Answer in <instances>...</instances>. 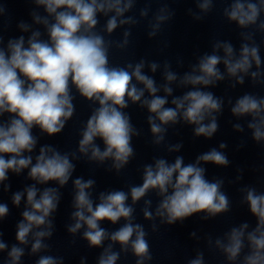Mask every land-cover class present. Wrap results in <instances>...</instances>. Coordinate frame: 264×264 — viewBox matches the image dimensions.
I'll return each instance as SVG.
<instances>
[{
	"label": "clouds",
	"instance_id": "clouds-1",
	"mask_svg": "<svg viewBox=\"0 0 264 264\" xmlns=\"http://www.w3.org/2000/svg\"><path fill=\"white\" fill-rule=\"evenodd\" d=\"M28 2L34 6L29 12L31 23H17L21 35L5 42L0 30V186L3 192L10 191V173L19 177L26 171L25 179L32 181L10 197L17 209L23 202V209L15 225V243L9 245L0 229V253H6L3 264H23L26 255L36 257L35 264H65L63 256L50 254L48 241L55 232L61 189L69 181L72 211L65 228L71 237L85 241L88 249L101 250L95 264H118L129 254L135 264H151L149 231L136 222V205L141 201L140 212L153 233L163 225H182L194 215L208 221L229 213L232 201L224 191L225 180L209 179L206 167H229L225 142L187 163L182 155L171 161L155 156L139 169L141 183L128 184L127 190L96 193L94 178H74V173L77 162L83 160L97 167L107 164L106 171L119 175L134 159L133 139L140 137L142 130L132 123L126 111L130 106L147 113L151 144L169 155L183 148L182 142H167L170 128L188 126L194 139L211 140L219 131L226 105L236 121H244L233 123V131L245 133L247 129L250 139L264 149V96L244 92L235 100L230 96L226 100L210 90L225 81L231 89L245 85L246 80L253 87L264 86V0H229L222 16L238 29L239 48L231 40L213 39L211 51L197 55L183 73L173 70L168 59L113 62L115 53L129 49L133 28L146 22L151 40L173 20L176 12L167 0H157L160 6L155 11L153 0H145L138 16L129 14L134 13L138 0ZM194 3L195 10L188 8L187 14L199 22L213 12L217 0ZM7 11L0 3V18ZM118 29L121 37L113 39ZM257 35L262 37L259 43ZM176 65L183 68V59L177 58ZM177 89L185 91L175 95ZM77 95L91 107L79 129L77 147L61 151L53 144H41L42 137L61 134L73 119ZM244 144L242 140L237 150ZM237 172L229 183L242 180L243 169ZM238 191L239 203L247 206L255 225L244 221L221 236L207 235L206 246L219 253L225 264H264V191L254 185H244ZM9 214L8 204L0 203V225ZM105 222L119 227L109 230L102 226ZM190 238L201 239L195 231ZM79 264H87V257L82 256ZM186 264H206L205 252L196 249Z\"/></svg>",
	"mask_w": 264,
	"mask_h": 264
}]
</instances>
